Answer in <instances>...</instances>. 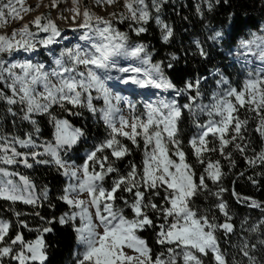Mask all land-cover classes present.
<instances>
[{"label": "snow or ice", "instance_id": "obj_1", "mask_svg": "<svg viewBox=\"0 0 264 264\" xmlns=\"http://www.w3.org/2000/svg\"><path fill=\"white\" fill-rule=\"evenodd\" d=\"M60 2L49 0L43 6L59 11ZM116 2L94 0L101 7ZM165 3L123 0L124 11L110 12L106 18L72 0L69 36L50 12H38L25 22L22 14L37 11L40 4L33 8L24 0H0V28L9 20L18 23L0 32V104L13 124L18 117L31 126L22 136L0 133V202L15 217V223L0 218V264H49L46 234H55L57 225L74 234L71 264H204L205 258L211 264H230L219 234L230 239L236 233L223 198L228 189L220 158L229 171L236 167V154L248 168L264 169V24L239 42L261 65L245 60L244 76L237 84L216 68L209 73L215 81L209 94L208 76L185 73L178 84L169 74L182 71L177 55L169 53L167 63L156 60L154 50L141 39L152 21L163 44L176 39L173 25L160 15ZM202 4L213 12L221 0ZM202 4L195 5V12L203 18ZM228 17L227 24L211 29L210 46L199 39L190 41L193 56L206 63L217 45L231 44L235 15L230 12ZM125 22L127 30L117 27ZM228 51L231 55L230 47ZM54 106L66 115L56 114ZM83 110L103 123L105 134L93 138L83 155L74 158L87 139L85 130L69 117H80ZM185 113L191 125L186 143ZM42 116L51 125L50 138H42ZM252 133L261 141L258 151L252 147ZM134 149L140 151L139 163L128 160ZM217 153L220 158L213 159ZM40 165L55 168L64 178L57 203L47 186L37 189L19 171L21 166ZM237 175L243 177L244 172ZM249 180L257 184L254 177ZM231 195L238 204L261 212L247 230L257 241L241 237L239 245L231 244L241 257L233 256L231 264H264V202L241 196L234 187ZM201 196L214 198L209 208L194 207ZM18 204L31 212L18 211ZM45 204L51 209L66 207L59 215L45 216L40 211ZM27 216L40 223L31 226L22 218ZM149 229L160 251L143 237Z\"/></svg>", "mask_w": 264, "mask_h": 264}, {"label": "trees", "instance_id": "obj_2", "mask_svg": "<svg viewBox=\"0 0 264 264\" xmlns=\"http://www.w3.org/2000/svg\"><path fill=\"white\" fill-rule=\"evenodd\" d=\"M150 2V0H149ZM197 3L202 4V0H166V3L162 5L161 18L171 25H173L176 39L171 44H163L160 39V31L152 21L148 25V32L142 34L141 39L143 42L150 45V48L154 50V58L156 60L164 59L167 63V57L169 53H175L179 58V64L177 67L182 71L176 73H169L172 78H174L177 83H180V77L185 76V73L191 74V76L196 77L197 75H205L209 77V83L205 85V88L209 90L215 86V81L211 78L210 72L219 68L226 76H228L234 84L239 83V81L244 76V70H242L241 65L243 63L240 60H246L247 55L243 54L244 51L240 50L239 42L242 39H246L249 33L258 31L262 24H264V6L261 5L258 8L257 0H229V4H221L215 6L213 12H208L206 6L202 7L204 9V17L196 15L195 5ZM215 3V0H213ZM234 13L235 24L233 28V36L230 45H217L215 49L212 50V58L205 62H202L198 56L192 55V47L190 46V41L193 39H199L201 42L211 45V41L207 39L211 35V29H219L221 23L227 24L229 22L228 13ZM117 27L121 30H127V22L123 24L117 23ZM135 39V37H133ZM229 47L232 49L231 55H229ZM187 50V53L186 51ZM236 50V52H234ZM243 57V58H242ZM239 60V62H237ZM255 64V65H254ZM256 66L257 64L253 61L251 66ZM2 87V85H0ZM179 99V98H178ZM183 99H180V103H184ZM205 103L208 102L207 99L204 100ZM53 111L58 115H66L61 113L60 109L56 106ZM244 113L241 112L243 117ZM40 121V128L43 133L42 138H50L51 136V125L48 123V118L46 116L38 117ZM71 122L77 126L81 127L86 132L87 143L81 142L76 156H82L84 149L88 148L93 138H102L105 134L104 125L100 122L97 123L95 118H93L87 110L82 111L80 117H69ZM186 119V129H185V143L188 135L191 134V125L187 121V113H185ZM203 120L204 117H201ZM254 127V122L251 125ZM31 131V126L26 122H21L19 118H15V124H13V117L8 115L4 111V106L0 104V133H13L23 135V133ZM252 147L255 150H259L261 146V141L259 137L252 133ZM134 154L128 158V160H134L139 163L140 161V151L134 149ZM252 151L248 152V155H252ZM220 158L219 154H215L213 159ZM189 159L194 163L190 153ZM223 171L226 173L224 177V187L228 189L224 193V199L228 202L230 213L233 216V222L235 227V235H231L230 239L226 238L223 233L219 234L221 245L226 249V256L231 264L233 256L237 260L241 257L236 248L231 247V244L239 245L241 243V237L248 238L252 242L257 241V235L247 231L252 227L253 224L260 218L261 212L259 209H251L243 204H238L235 198L231 195L233 187L241 195L245 197H251L257 201L264 202V175L257 176L256 173L264 172V169L257 166L255 168H248L244 163L242 157L236 154L235 159L237 161L236 167L229 171L227 161L220 158ZM128 160H125L120 167L123 168ZM77 162H80L77 160ZM19 171L28 175L36 184L37 189L47 186L50 192V199L53 203H57L55 200L58 191L63 187L64 178L60 176L56 169L49 166H36L34 169H25L22 166ZM199 171V169H198ZM244 172L243 177H238V173ZM249 177H254L257 180V184L253 185L249 180ZM235 182V183H233ZM209 187H212L209 181ZM214 190V189H213ZM214 202V198L209 197L207 200L203 196L199 197L194 204V207H199L201 209H207ZM64 205L59 204L57 208L51 209L45 204L41 209V214L45 216H50L52 213L59 215L61 211L65 210ZM18 211L21 212H31V209L24 205H16ZM8 205L0 202V218L10 219L15 223V217L10 211L7 210ZM216 214L219 216L218 210ZM28 221V223L35 227L39 224L38 218H33L32 216L22 217ZM247 218L246 223L241 226V221ZM219 222H223V217L219 218ZM15 229H13V233ZM27 235V233H26ZM35 235L34 233L32 234ZM47 240L50 245V262L49 264H71V253L75 246L74 234L71 232L70 228L60 229V226H56L55 234H46ZM143 237L148 240L150 245L153 246L155 251H160V246L154 243V233L151 229L142 233ZM31 238V237H29ZM258 257L262 256V253L257 250L255 253ZM204 264H211L210 259L205 258Z\"/></svg>", "mask_w": 264, "mask_h": 264}, {"label": "rangeland", "instance_id": "obj_3", "mask_svg": "<svg viewBox=\"0 0 264 264\" xmlns=\"http://www.w3.org/2000/svg\"><path fill=\"white\" fill-rule=\"evenodd\" d=\"M48 3H49V0H24L25 6H32L33 8H35L37 4H40V7L38 8L37 11H33L31 13H28V14H22V15H24L25 22L28 20H31L36 14H38V12H42V13H49L50 12L53 19L56 20V23L61 28H63L65 30L66 34L71 36L72 31H71L70 25L72 23V21H71L72 13H71L70 9L72 7V0H61V2L59 4V11L57 9H49V8H46L43 6L44 4H48ZM80 3H81V8H83L85 6L90 7V9L92 11L96 12L99 15L105 16L106 18L108 17V13H110V12L119 13V12L124 11L123 0H117V2L115 4H113L111 6L104 5L103 7L97 6L94 3V0H80ZM59 15H63L64 17H67L68 19L67 20L57 19V17ZM16 26H18L17 22L9 20L8 23L6 24L5 28L10 29V28L16 27ZM5 28H0V32L4 31ZM239 48H240V50L244 51V53H245V50L243 48H241L240 46H239ZM234 52H236V50ZM123 94L127 95V93H123ZM140 99H141L140 97H136V100H140ZM100 104H102V101L98 102L97 106H100ZM54 107H56V106H54ZM140 107L142 108V104L140 105Z\"/></svg>", "mask_w": 264, "mask_h": 264}, {"label": "bare ground", "instance_id": "obj_4", "mask_svg": "<svg viewBox=\"0 0 264 264\" xmlns=\"http://www.w3.org/2000/svg\"><path fill=\"white\" fill-rule=\"evenodd\" d=\"M245 54V53H244ZM247 55V58H246V60H247V62L251 65V64H253V61H255V63L257 64L256 66H260L261 65V62L258 60V59H256L255 58V56L254 55H252V54H246ZM243 58V57H242ZM240 62L241 63H244L245 62V60H240ZM255 65V64H254ZM253 65V66H254Z\"/></svg>", "mask_w": 264, "mask_h": 264}, {"label": "built area", "instance_id": "obj_5", "mask_svg": "<svg viewBox=\"0 0 264 264\" xmlns=\"http://www.w3.org/2000/svg\"><path fill=\"white\" fill-rule=\"evenodd\" d=\"M257 2H258V8H260L261 7V0H257Z\"/></svg>", "mask_w": 264, "mask_h": 264}]
</instances>
